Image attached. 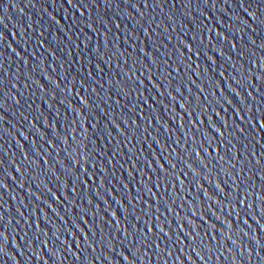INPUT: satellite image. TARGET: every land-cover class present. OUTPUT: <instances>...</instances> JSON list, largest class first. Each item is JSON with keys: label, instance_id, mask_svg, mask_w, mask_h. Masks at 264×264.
I'll return each instance as SVG.
<instances>
[{"label": "water", "instance_id": "1", "mask_svg": "<svg viewBox=\"0 0 264 264\" xmlns=\"http://www.w3.org/2000/svg\"><path fill=\"white\" fill-rule=\"evenodd\" d=\"M0 264H264V0H0Z\"/></svg>", "mask_w": 264, "mask_h": 264}]
</instances>
